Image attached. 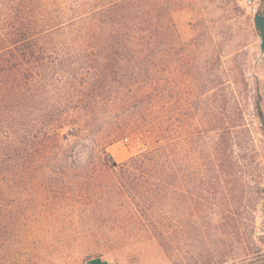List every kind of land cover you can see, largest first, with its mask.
Segmentation results:
<instances>
[{
    "label": "trees",
    "instance_id": "trees-1",
    "mask_svg": "<svg viewBox=\"0 0 264 264\" xmlns=\"http://www.w3.org/2000/svg\"><path fill=\"white\" fill-rule=\"evenodd\" d=\"M188 9L187 0H0V193L14 177H103L122 209L115 221L135 223L140 207L152 218L170 194L178 130L191 145L192 205L225 212L228 197L258 199L264 83L241 73L239 86L227 56L204 55ZM129 139L145 147L118 162L108 149Z\"/></svg>",
    "mask_w": 264,
    "mask_h": 264
},
{
    "label": "rangeland",
    "instance_id": "rangeland-1",
    "mask_svg": "<svg viewBox=\"0 0 264 264\" xmlns=\"http://www.w3.org/2000/svg\"><path fill=\"white\" fill-rule=\"evenodd\" d=\"M187 1L193 11L186 18L199 21L197 32L205 34L204 55L227 56L239 86L241 73L251 85L256 78L264 83V50L254 22L257 14L264 16V0H253L257 14L246 0ZM173 137L170 194L158 201L152 218L138 208L135 223L112 218L122 209L110 206L106 178H12L9 193H0V264H88L96 258L108 264H264V193L254 201L249 191L240 199L228 197L225 212L201 209L203 200L196 208L185 159L191 145L181 131ZM144 147L129 139L108 152L122 162ZM211 185V201L220 202L221 184ZM249 215L254 230L242 225ZM161 223L168 225L167 250L159 242Z\"/></svg>",
    "mask_w": 264,
    "mask_h": 264
},
{
    "label": "water",
    "instance_id": "water-1",
    "mask_svg": "<svg viewBox=\"0 0 264 264\" xmlns=\"http://www.w3.org/2000/svg\"><path fill=\"white\" fill-rule=\"evenodd\" d=\"M255 25L259 28L261 33V39H262V50H264V16L263 15H256L255 16ZM88 264H108V262L102 261L101 258L92 259L88 262Z\"/></svg>",
    "mask_w": 264,
    "mask_h": 264
},
{
    "label": "built area",
    "instance_id": "built-area-1",
    "mask_svg": "<svg viewBox=\"0 0 264 264\" xmlns=\"http://www.w3.org/2000/svg\"><path fill=\"white\" fill-rule=\"evenodd\" d=\"M246 4H247L248 7L251 8V10H252V12H253L254 14L257 13V8H256V6H255L253 0H246Z\"/></svg>",
    "mask_w": 264,
    "mask_h": 264
}]
</instances>
